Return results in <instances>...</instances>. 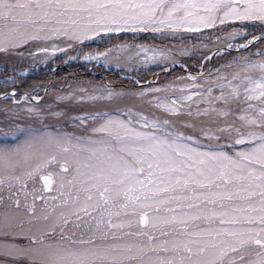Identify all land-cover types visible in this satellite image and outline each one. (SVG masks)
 I'll return each mask as SVG.
<instances>
[{
    "label": "snow or ice",
    "instance_id": "1",
    "mask_svg": "<svg viewBox=\"0 0 264 264\" xmlns=\"http://www.w3.org/2000/svg\"><path fill=\"white\" fill-rule=\"evenodd\" d=\"M0 53L123 74L0 83V264H264V0H0Z\"/></svg>",
    "mask_w": 264,
    "mask_h": 264
},
{
    "label": "trees",
    "instance_id": "2",
    "mask_svg": "<svg viewBox=\"0 0 264 264\" xmlns=\"http://www.w3.org/2000/svg\"><path fill=\"white\" fill-rule=\"evenodd\" d=\"M86 51H90L91 49H85ZM3 60L0 61V67L4 66L1 70L0 68V83L3 82V80L7 76H15V78L18 80V84L15 86V90L21 93H24L25 91L30 90L33 87H51V85L48 83L50 80H52L54 74L52 72H49V70L53 67H55L58 64H61L64 67L69 68L71 71L68 69L62 68L58 71L56 74V77L54 81L57 83L60 82L61 78H66V79H75V78H80V79H96V80H101L100 75H96V72H99L101 75H104L106 80H111L113 81L117 86H119L121 80L123 79L121 76H119L116 73L113 72H106L102 68L98 67L95 68L93 72H90L89 67H94L93 64L90 63H85L82 59H78L76 61H72L70 63H63V61H58L55 60L54 63L50 64H36L35 67L30 66V68L27 69H22L20 67L21 65H25L28 62H31V60H24L20 61L18 60V65L12 66L10 63L14 62L13 64L16 63V61H11L10 63L5 62L2 63ZM2 63V64H1ZM52 64V65H51ZM27 72L28 74L26 76H20V72L22 71ZM105 80V79H104ZM9 91L12 90V87L10 86ZM4 89L0 87V94H3Z\"/></svg>",
    "mask_w": 264,
    "mask_h": 264
},
{
    "label": "rangeland",
    "instance_id": "3",
    "mask_svg": "<svg viewBox=\"0 0 264 264\" xmlns=\"http://www.w3.org/2000/svg\"><path fill=\"white\" fill-rule=\"evenodd\" d=\"M73 54H75L74 52H73ZM64 59H66V54H64V53H58L57 54V56L56 57H54V58H52L51 60H49L48 61V63L47 64H50V63H54V61L55 60H58V61H63ZM1 60H3V62L2 63H5V62H8V63H10L11 61H16V63L15 64H13L14 62H12V63H10L12 66H16V65H18L19 63H18V60H20V61H24V60H31L30 58H28V57H26V58H21V57H19V56H15V55H9V56H5V54H2V53H0V61ZM73 61H76V60H73ZM70 62H72V61H69L68 63H70ZM1 63V64H2ZM86 63V62H85ZM51 64V65H52ZM32 65V61L31 62H28L27 64H25V65H21L20 67H22V69H29L30 68V66ZM39 65H42V64H39ZM45 65V64H44ZM58 66H61V64H58V65H56L55 67H53V68H51L50 70H49V72H52V73H55V74H57L58 73V71H59V69H57V70H55L54 68H56V67H58ZM1 68V70L3 69V68H5L4 66H1L0 67ZM53 69H54V71H53ZM0 70V71H1ZM22 71V70H21ZM97 74H100L99 72H96ZM6 121V114L4 113V112H2V111H0V126H2L3 125V123ZM2 124V125H1Z\"/></svg>",
    "mask_w": 264,
    "mask_h": 264
}]
</instances>
